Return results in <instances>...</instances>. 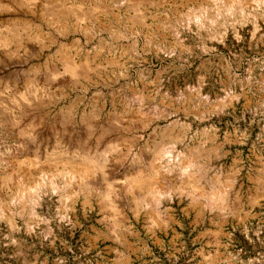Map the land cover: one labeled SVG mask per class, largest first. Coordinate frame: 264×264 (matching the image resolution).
Instances as JSON below:
<instances>
[{
    "label": "rangeland",
    "instance_id": "obj_1",
    "mask_svg": "<svg viewBox=\"0 0 264 264\" xmlns=\"http://www.w3.org/2000/svg\"><path fill=\"white\" fill-rule=\"evenodd\" d=\"M78 1L1 0L0 264H264V4L204 30L185 20L203 0L143 22L110 0L78 20ZM84 152L90 173L51 178ZM194 152L200 187L231 181L224 208L176 190Z\"/></svg>",
    "mask_w": 264,
    "mask_h": 264
},
{
    "label": "bare ground",
    "instance_id": "obj_2",
    "mask_svg": "<svg viewBox=\"0 0 264 264\" xmlns=\"http://www.w3.org/2000/svg\"><path fill=\"white\" fill-rule=\"evenodd\" d=\"M198 1H200V0H110V3L108 6L109 7L113 6L114 8L116 7L118 10H120L121 8H125V7L127 9L132 8V10H134L133 12H135V14L133 13L135 19L141 20L143 22L144 18H146L147 8H150V9L151 8H157V7L164 5V4L170 5L171 3L172 4L181 3L182 5H184V4L189 3V2H198ZM249 1L250 0H203L204 3L202 5H199L197 7L194 6V8L192 7V9L189 10L187 12V14H185V20L189 24L194 23L198 27V29H204V30L209 29L210 30V28H213V26L217 25L219 23V21H221V20L229 19L232 16H234L236 18V15H239V16L242 15V17H245L244 14H245V11L247 9V4H249ZM256 1L259 4L260 3L264 4V0H256ZM78 2L79 3H72V6L70 7V9H72L73 12L71 10L70 11L78 20H80V19H84V16L86 14L83 11H85V9H87V8H85L86 0H80ZM0 4H2L1 0H0ZM108 6L104 5L105 8H107ZM91 8L92 7H89L88 9H91ZM50 13H51V17H54L55 19H57L58 17L65 18V17L69 16L68 11H63L62 13H60V11L57 9H53V10L51 9ZM240 19H241V17H240ZM58 21H59V19H58ZM10 30L11 29H8V27H7V29L6 28L0 29V46L3 47V49H6L5 46H6V42L9 40L8 38H9V31ZM13 32H14V35H18L17 32H15V31H13ZM226 32H224L222 38H224L226 36ZM67 57H69V56H67ZM64 65H65L66 69H70L73 71L74 70L76 71L79 68L80 69L81 68H88V69L92 68V65H89L87 61L77 63L71 59L65 60ZM96 66H98V65H96ZM158 148H159V150L158 149L157 150L159 153V151H161V150H160V147H158ZM169 153H167V154H169ZM161 154H162V152H161ZM184 155H185L186 161L183 163H180L179 166H177V168L179 170H181V172L188 174L192 180H187L184 184H181V186L177 187L176 190L180 191V193L181 192L187 193L188 195H190V197L192 196V201L196 204H198L200 202H206L207 204L208 203L212 204V205H209L211 208H214V207H218V209L224 208L226 201L229 197V192L231 189V183H230L231 181L227 180L226 182L221 183L220 182L221 180H217L213 186L211 185V187H208V188L200 187L198 185V181H199L198 173L200 174L202 172L204 164H202V163H201L202 165L200 164L201 161L198 159V155L196 154V152L189 153V154L185 153ZM78 157H80V159H78V160H80L81 163L80 162L77 163V166H75V165L71 166V169L73 168L72 170L70 169L71 171L67 170V169H63L61 171L56 170L55 172L51 173V175H50L51 178H63L64 175H66V176L69 175L70 178H74L76 175V172L78 173L79 171H80L79 173H82L84 175L87 174L88 170H90V168H92L94 166L95 161H93V159H91L92 157H91L90 153H85V152L80 153V154H78ZM181 157H183V156H181ZM180 161H182V160H180ZM78 166H79V168H78L79 171L75 170V167H78ZM195 172H197V174ZM88 173H90V172H88ZM141 174L137 175L135 178H133L132 186L134 185L135 187H138L141 190H145L146 195L147 194L154 195L156 201H158L160 198H163L165 196H169L172 189L169 190L168 189L169 187H168L167 188L168 191H163V190H161V188H159L157 185H155L156 183L151 182V179L148 180L147 178H145ZM202 174H200V175H202ZM77 175L79 176V174H77ZM48 176H49V174H48ZM32 178L34 179V177H32ZM36 178H38V177H36ZM64 179H65V177H64ZM35 180L36 181H32V182H34L32 185L30 184L31 186H28L22 190L20 189V192H21L20 193V199L24 200L25 198L28 197L29 200L31 201L32 205H36L39 202L41 193L45 187V182H44L45 180H41V179H35ZM53 182H54V180H53ZM68 182H69V179H68ZM211 182L213 183V181H211ZM158 183H159V181H158ZM49 184H53V183H49ZM54 184H56V183H54ZM61 186H62V184H61ZM145 187H147V188H145ZM160 187H161V184H160ZM162 189H164V187Z\"/></svg>",
    "mask_w": 264,
    "mask_h": 264
}]
</instances>
